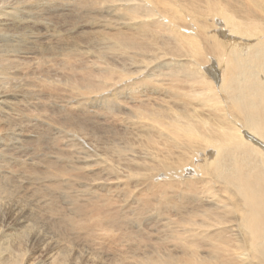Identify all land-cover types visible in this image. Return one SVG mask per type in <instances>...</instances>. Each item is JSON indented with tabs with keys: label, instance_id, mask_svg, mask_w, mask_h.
<instances>
[{
	"label": "bare ground",
	"instance_id": "6f19581e",
	"mask_svg": "<svg viewBox=\"0 0 264 264\" xmlns=\"http://www.w3.org/2000/svg\"><path fill=\"white\" fill-rule=\"evenodd\" d=\"M80 15L87 16L90 19L88 23L95 29L101 26L105 31L94 37L96 51L92 45L91 51H88L85 43L80 44L79 40L65 41L66 34L50 25L52 19L58 17L63 20L62 23L65 21L75 27L71 26L67 34L83 36L86 31L84 27L88 23H81ZM96 17L104 21H95ZM44 30L49 35L48 40L46 36L42 37ZM60 37L59 41L63 43H58L61 45L58 46L52 40ZM28 53H31L30 57ZM78 57H89L88 61L85 60L88 63L87 69L82 66L85 70L77 61L80 64L79 76L84 72L79 82L76 79L77 68L74 69L69 61L77 60ZM52 61L59 65L68 78L66 85L61 84L69 88L68 97H63L65 103L69 101L65 98H70V104L74 101L75 106L86 112V105L91 103L89 101L92 97L107 100L112 96L114 107L109 108L115 112L122 110L117 103L124 90L128 95L127 100L136 102V106L146 105L138 115L128 114L131 118L128 117L129 121L135 123H130V126L138 124L144 127L146 120L142 122L140 119L147 118L153 123L149 130L155 132L157 138L162 141L169 138L174 147L187 151L186 160L176 157L179 162L166 161L176 165H164L161 169L164 173L159 179L163 181L164 188L158 198L157 217L161 224L163 252L157 264H264V164H255L256 169H252L247 162L249 176H244L240 161L234 159L232 166L224 168L216 159L218 153L222 159L231 157L234 150H242L243 146L249 153L252 149L253 153L258 152V157L264 156V0H0V88L4 90L0 91V114L5 113L3 118L0 115V125L5 120L4 116H12V111L20 116L25 109L22 106L10 107L8 102L11 105L15 103L6 99L5 95L13 101L23 97V102L30 105V98L42 96L40 87L55 92L60 82L66 79L59 74L55 80L52 79L56 81L54 84L50 81L51 85L44 79L46 73L51 72L48 66ZM31 67L43 78L42 81L35 78L36 82L32 84L30 78L26 77ZM91 70L97 72L92 73ZM182 87L183 90L187 88L188 92H179ZM233 89H239V97L235 99L228 96V92ZM146 95L148 99L153 95L168 98L160 99L166 100L164 102L168 103L165 104L167 107L155 108L156 117L150 115L148 105L154 103L150 101L147 104ZM58 102L64 103L60 100ZM61 103H58L57 108L63 107ZM1 105H8L11 111H4ZM19 132L21 134L22 130ZM10 139L22 142L19 134H13ZM86 152L88 155L78 157L77 162L86 164L83 167L92 170L91 163L95 162L96 155L91 158L89 151ZM0 160L8 158L2 159L0 154ZM96 165H100L101 171L103 168H109V171L113 169L111 163L106 166ZM5 170L6 164H0V176L1 171ZM78 170L87 175L82 168L78 167ZM43 174L48 176V172ZM54 175L62 178L65 172L59 168ZM85 179L81 182L83 188L86 185L88 187L84 189L85 192L93 186L112 184L111 181L101 179ZM5 180L4 177L3 187L0 185V264H44L41 258L49 256L50 248H45L43 241L37 245L32 244L34 236L38 234L28 236V230L21 237V232L14 234L16 239L20 237L18 239L22 241L17 243L18 239L15 242L10 232L5 230L7 213L4 209H10L11 216L14 212L19 216L23 211L16 205L8 208L10 206L2 199L15 192H7ZM170 180H179L177 183L183 186L187 182L190 184L191 190L177 191L174 198L191 200L194 207V219L189 218L186 224L179 226L174 238H184L196 245L204 242L205 258L194 255L197 252L195 245L188 248L190 254L184 257L165 253L166 213L177 212L176 207H170L165 192ZM58 186L57 190L60 189ZM65 193L66 197L70 196L68 191ZM196 216H205L206 220ZM203 231H206L205 241L202 239ZM27 246L32 249H27ZM31 254L32 261L29 260ZM73 259L76 260V257ZM82 261L79 260V263L88 262Z\"/></svg>",
	"mask_w": 264,
	"mask_h": 264
},
{
	"label": "rangeland",
	"instance_id": "374dc122",
	"mask_svg": "<svg viewBox=\"0 0 264 264\" xmlns=\"http://www.w3.org/2000/svg\"><path fill=\"white\" fill-rule=\"evenodd\" d=\"M61 7H64V9L66 8L65 6ZM86 17L87 16L80 15L81 23H88L90 19ZM52 20L53 22L50 23V25L55 26L59 31L66 34L65 41L79 40L78 42L80 44L85 43V48L88 49V51H91V45L96 51V39L94 37L98 36L100 33H105L103 27L98 26L99 29H95L88 23L87 27H84V30H86L85 34L83 36L80 34V36L76 37L74 36L75 34H67L69 30H71V26L75 28L72 24L66 23L65 21L62 23L63 20L61 21L58 17ZM98 20L104 21L103 18L96 17L95 21ZM60 23H62V26ZM95 24L97 23L95 22ZM47 25L49 27V24ZM43 32L45 33H43L42 37L46 36L48 40L49 35L47 31L44 30ZM41 39L47 42L45 38ZM59 39H61V37L53 39L52 41L58 46H61L63 42H60ZM58 43H61V45ZM30 54L31 53H28L27 55L30 57ZM54 59L56 60V57ZM88 59L87 57L81 59L78 57L77 60H69L70 65L74 69L77 68V82L84 76V72L79 76V67L81 66V68L84 67L87 69L88 63H86L85 60L88 61ZM77 61L81 65L78 64ZM84 61V64L81 63ZM48 67L51 72L46 73L47 77L44 79L47 80V82L52 81L54 84V82H56L54 80L59 77V74L61 77L63 75L62 78L66 77L59 65L54 61H52ZM246 67L247 66L244 68ZM48 69L45 68L46 72H48ZM55 71H57V74ZM68 71L71 72L70 70ZM91 72L94 73L97 71L93 72V70H91ZM38 74L36 71L34 72V67H31L30 73L26 75V77H29L33 84L36 80L42 81L43 78H41L40 75L38 76ZM67 80V77L66 79L64 78L60 82V85L62 83L66 85ZM51 84L50 82V85ZM60 85L56 88L55 92H52L51 89H47V92L44 87H40L43 91L41 94L42 96L36 99L35 97H33V99L30 98V105L27 102H23V97H18L13 101L10 96H4L6 99L11 100L12 103H15L11 105V103L8 102L10 107L20 108L22 106V109L24 107L25 109L23 112L25 115L21 114L17 116L14 114V111H12V116H4L5 120H3L0 125V154L2 155V159L6 157L9 160H0V164H6V172L1 171L2 176H0V185L3 187V178L5 177L7 192L11 193V191H15L12 194L4 196L2 199L6 201L7 206H10L8 208H12L16 205L19 210H23L19 216L15 215L16 212L11 216L12 211L10 212V209L8 211V209L5 208L4 212L7 213V221L4 224L7 225V228L4 227L2 229L6 228L5 230L10 232L15 242H17V239H20L24 234L23 232L25 231L26 233L27 230V233L29 232L28 234L26 233L28 236L34 233L40 235L34 236L35 240L32 244L37 245L39 241H43L44 247L50 248L49 256L45 255L44 258H41L44 264H81L79 260L82 261L83 259L82 262L88 260L87 264H157L160 253L163 252L160 238L161 224L157 217L159 213L158 198L160 191L164 188L163 181L160 180L162 178V173H164L163 171L161 172V169L164 168V165H176L166 163V161L177 162L178 158L182 157L183 160H186L187 151H181L180 148L174 147L169 138L163 141L157 138L156 133L149 130L150 125L153 123L147 118L140 119L142 122L146 120L144 125L146 130L143 126H138V124L135 125L137 128H135V126H130V123L135 124L129 121L130 116L138 115L146 105L138 104L136 106V102L134 103L127 100L128 95L126 91L123 90L121 92L119 103H117L122 110L115 112L110 111L109 107H114L113 102H111L112 96H110L107 100L97 97H92L91 100L88 99L87 101L90 100L89 102L91 103L86 105L87 109L85 112V110L83 111L75 106L76 102L73 101L71 104L69 103L70 98H67V89L69 88ZM60 88H62L64 92ZM238 90L233 89L232 92L229 91L228 96L232 99L239 97ZM0 91L4 90L0 88ZM182 91L188 92L187 88L183 90V87L179 92ZM64 95L67 96L65 99H69L67 103L64 102ZM55 99L64 103L55 101ZM145 99L149 101H145L147 104L150 103V101L154 103V105H148V107L150 108V115L153 114L155 117L156 115L154 113L157 112V107H167L165 104H168L164 102L166 100H160L168 98H157L156 95H153L152 98L149 97V99L148 95H146ZM78 101L82 102L83 99H79ZM122 101L124 103H122ZM58 103L62 104L63 107L61 109L57 108L59 105ZM120 103H122L124 107H122ZM7 106L8 105H1L4 111H11ZM128 114L130 116H128ZM0 115L3 118L5 113H1ZM122 119L124 120L122 121ZM15 123L17 124L15 125ZM11 124H14L13 127ZM11 128H15V130L17 129L18 131L12 130V132L10 131ZM75 128H77V130H72ZM79 129L82 131H79ZM19 130H22L21 134ZM142 131L145 133V136ZM132 133H135L136 136ZM13 134H19L22 142L20 143V140L15 142L14 139H10ZM73 136L75 139L72 138ZM112 141L115 143H112ZM112 147L114 148L112 149ZM4 148L9 152H6ZM86 151H89L91 154L89 156H91V158H94L96 155L97 161L95 159V162L91 163L93 164L91 165L92 170L83 167L86 164L77 162L79 159L78 157L87 154ZM62 157L65 158L62 159ZM98 158H100V160H98ZM216 159L219 160L218 164H222L224 168L232 166L235 162L234 159L240 161L239 164L242 166L244 176H249L247 162L251 164L250 167L252 169H256L255 164H264V156L258 157V152L255 151L253 153L252 149L249 153L244 146L242 150L236 149L231 157L226 156L224 159H222L218 153ZM103 160L106 161V163H104ZM159 161L160 163H158ZM163 161L166 164H164ZM110 163L112 166L111 168H113L110 169V171L109 168L103 167L101 171L100 165H96L102 164V166H106L105 164ZM154 163H156V165ZM195 165L197 164H192V166ZM78 167L82 168L83 172L87 175H83L82 171H80L82 174L81 176ZM59 168H62L65 172L62 178L54 175ZM43 172H48V176L45 177ZM52 174L54 177H52ZM55 177L58 179L56 180ZM85 178L111 181L112 184L108 183V186L105 184L104 187H107L105 190L103 189L104 187L93 186L90 191L85 192L84 189L88 188L87 185L84 188L81 186V182L85 181ZM26 180H29L30 183L29 181L26 182ZM178 181L175 182L170 180L167 186L165 185V192L169 198L170 207L177 208L175 214L171 212L166 213L167 228L164 232L165 253L166 255L184 257L185 254H190L188 248L195 245L197 246V252H195L194 255L198 258H205L206 246L204 242L202 245H196L186 241L184 238L180 240L174 238L179 226L186 224L185 222L188 221L189 218L194 219V207H192L193 203L190 202L191 200L189 201L186 198H174L177 191L179 193L182 189L184 192L191 190V186L188 182L183 186L177 183ZM88 183L90 184L92 182ZM70 184L73 185L70 186ZM56 185H59V190L56 189ZM66 191L70 193L69 197H66ZM72 201H75V203L72 204ZM78 207H80V209H78ZM103 213L105 214L103 215ZM195 218L206 220L205 216H196ZM205 232L203 231V237H206ZM14 234H19L20 237L16 239ZM48 235H52L53 237H48ZM205 237L202 238L204 241L206 239ZM19 239L17 243L22 242ZM27 249L31 250L32 248L27 246ZM71 254L72 257H70ZM74 257H76V260L73 259ZM32 258L33 254L29 256V260L32 261ZM94 259L96 260L94 261Z\"/></svg>",
	"mask_w": 264,
	"mask_h": 264
}]
</instances>
